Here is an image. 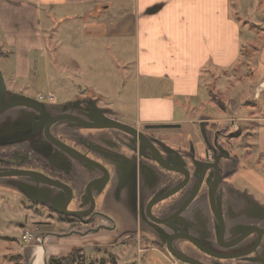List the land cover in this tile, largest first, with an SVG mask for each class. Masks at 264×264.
<instances>
[{
    "label": "crops",
    "instance_id": "crops-1",
    "mask_svg": "<svg viewBox=\"0 0 264 264\" xmlns=\"http://www.w3.org/2000/svg\"><path fill=\"white\" fill-rule=\"evenodd\" d=\"M112 8L113 15L102 14L104 10ZM229 9V0H0V48L2 56H7V51L10 53L11 49L15 51L16 78H19L22 76L18 73L19 58L29 57L33 50H44L49 45L44 41L43 19L51 26L50 35H53L54 30L55 35H58L57 27L61 22L79 21L86 26L84 28L106 38L133 39L135 125L151 129L169 125L171 127L165 130L177 131L179 136L184 135L181 127L187 125L193 129L192 136L187 134V139L190 136L196 139L194 144L199 155L203 156V140L196 132V126L201 122L206 131L210 130L211 123L220 126L229 121L236 126L264 121V118L252 115V112L246 113L251 107L248 106V100L244 102L247 108L243 112L238 100L233 99V109L221 116L209 114L203 106L207 100H218L221 113H225L221 98L211 88L215 86L217 90H222L227 78L232 75L237 78L241 67L239 58L243 59V53L249 52L246 43L240 38L239 16L231 17ZM82 98L94 99L92 96ZM241 127L240 136L229 141L233 152H241L238 153L242 156L239 167L244 161L243 157L246 160L252 157V147L259 146V152L264 153V143L260 139L262 133L259 134L262 131L251 130L256 133L251 134L248 127ZM249 137L253 140L247 142ZM242 153L247 154L244 156ZM48 217L49 224L58 220L52 219V215ZM59 222L64 223L61 220ZM131 239L135 243L137 260L130 264L183 262L170 260L167 252L146 236L135 235ZM128 240L116 243L123 246L121 251L126 250L128 245L124 243ZM15 241L24 248L23 264H46L45 236L40 241L36 239L28 244L18 238ZM100 242L95 245L98 250L113 246L108 245L109 241ZM86 245L78 241L69 245L48 243L47 246L52 248V257L57 254V246L83 251ZM139 254L143 257L139 258ZM154 254H158L160 260ZM82 264H121V261L119 263V257L115 255L110 256L109 260L101 257L91 260L85 258Z\"/></svg>",
    "mask_w": 264,
    "mask_h": 264
},
{
    "label": "flooded vegetation",
    "instance_id": "flooded-vegetation-1",
    "mask_svg": "<svg viewBox=\"0 0 264 264\" xmlns=\"http://www.w3.org/2000/svg\"><path fill=\"white\" fill-rule=\"evenodd\" d=\"M31 98L35 99L36 111L28 107L15 109L24 113L22 114L24 122L21 126L13 127L14 123L11 125L12 122H8L6 125L1 123L0 125V168L11 169L12 171H15V169L37 171L70 185L73 190V196L67 208L76 212L88 211L87 209L90 208V205H88L86 199L87 188L96 189L101 183L99 180H104L106 177V185L95 198V205L91 213H101L109 217L110 221L108 218L98 216V214L94 218L92 217V221L88 223H84V221L89 220L90 215L84 216L81 214V218L62 215L67 217V219L69 218V220L61 221L69 226L70 231L75 233L83 232L93 229L104 221V224L100 225L113 227L112 231H115L112 235L113 238L110 240L112 241L123 230L135 227L138 229L140 225H145L146 227V221L144 223L142 219H139V212H141V215L143 214L142 216H146L147 208L150 206L153 214L162 207V209L168 210L170 205L175 210L181 209L187 204L193 194V192H190L183 196L191 184L188 181L189 174L195 173V181H198L202 167L206 168L207 166L201 165L198 161L211 164L215 162V158L218 159L216 165L219 168V173L215 176L216 173L213 169L216 168L214 164H211L210 175L212 177L209 180L211 187L214 182L218 185L217 193L212 196L213 208L216 209L214 200L216 197L221 205L223 217H226L224 221L226 224L232 218H235V224L241 222L245 231H251L257 226H264V208L260 215L255 213L258 207L248 197V195H251L249 188L239 187L238 181H240V178H236L237 176L239 177L237 173H239V161L242 160V156L233 152L229 141L240 136L242 130L240 124L232 128L227 125L216 126V124L211 123L209 127L212 132L208 134L201 126L205 140L212 146V150L207 148L204 141H202L204 155L200 156L192 140H188L187 144L177 145L174 140L171 141L172 136L165 133L163 129H151L125 123L135 128V130L125 133L117 129L85 128L73 132L68 129L71 124L80 126L85 123L88 125L92 123L88 120L79 121L77 117L83 115L82 112L85 110L83 107L92 113L93 104L85 101L78 108L71 106L52 113L49 106L62 103L46 101L43 97ZM80 98L74 100H79ZM95 104L99 108H106L99 106L97 102ZM30 116L31 118H29ZM108 117H113V119L119 121L113 113L108 115ZM198 127L200 128V126ZM198 136L203 140L200 131ZM59 141L70 145L105 167H109V175L97 168L91 172L87 171V169L77 164L74 177H68L62 172H55L49 168L46 162L49 159L53 161L54 157H59L58 155L63 152L59 148L60 146L57 145L63 146ZM1 144L4 146H1ZM48 150H51V157H49ZM178 154L185 159L186 167L179 163ZM242 154L245 156L247 153ZM243 159L246 161L244 157ZM170 169L180 170L181 173L169 171ZM240 173L243 174V171ZM218 178H221V181ZM244 178H246V174ZM185 181H187L185 185L188 187L186 186L181 192L169 195ZM194 184L197 185V182ZM41 188L44 189L45 187ZM202 189L201 201H204L207 197V191L205 188ZM39 191L43 190L40 189ZM180 197V203L175 206V200ZM29 201L37 207L40 206L42 210H47L48 213H54L52 212L53 210L45 205ZM204 203H200L198 207L204 206ZM198 207L195 210L196 217L203 214L200 209L198 210ZM54 214L57 217L60 215ZM135 216H137V224H135ZM196 217L195 222L197 221ZM132 236L135 235H122L114 244L126 239L130 240ZM138 236L145 237L142 234H138ZM257 238L258 235L256 233L250 239L252 243L249 242L241 249L232 250V248H227L224 251L226 253H236L252 249L251 247L257 242ZM262 243H264V237L260 238V244ZM181 244L185 245L188 255L200 263L213 264L216 261L203 250L195 248L187 242ZM216 245L214 244L213 250L222 251ZM255 249L256 252L259 251V246ZM256 252H251L246 257L255 255ZM225 261L229 262V264H240L242 262L238 258Z\"/></svg>",
    "mask_w": 264,
    "mask_h": 264
},
{
    "label": "rangeland",
    "instance_id": "rangeland-1",
    "mask_svg": "<svg viewBox=\"0 0 264 264\" xmlns=\"http://www.w3.org/2000/svg\"><path fill=\"white\" fill-rule=\"evenodd\" d=\"M229 1L231 2L230 16L235 18L239 16L240 38L246 43V49L249 52L245 55L243 53V59L239 58L238 64L241 67L237 78L233 75L227 78L222 90H217L218 87L215 86L211 88L214 94L221 98L225 113H221L222 109L218 100H207L203 106L209 114L221 116L233 109V99L238 100L243 112L247 108L244 102L248 100V106L251 105V107L246 110V113L252 112V115L264 118V0ZM113 12L112 8L104 10L102 14L108 16L113 15ZM42 22L45 30L44 41L49 45H46L44 50H33L29 57L19 58L18 73L22 76L16 78L15 51L11 49L10 53L7 51V56H0V71L6 87L14 93L35 98L43 97L44 100L55 103L92 96L94 99H99L96 101L99 106L113 110L119 121L135 124L136 79L133 39L106 38L105 35H98V32L84 28L86 26L79 21L61 22L57 27L58 35H55V30L53 35H50L51 26L44 19ZM251 89L252 93H250ZM223 124L235 127L229 121ZM240 126L248 127L251 134H256L252 131H262L259 134L262 133L260 139L264 143V121L240 123ZM163 130L172 135L171 141L174 140L176 144H187L191 139L193 143L194 141L196 143V139L191 138L193 129L187 125L181 127V133L184 134H181L182 136L174 130L168 131L165 128ZM196 132L199 133L198 126H196ZM187 134L191 135L189 139ZM252 137L257 138L255 135ZM250 139L253 140L249 137L247 142ZM251 150L252 157L241 163L237 173L239 177L236 178H240L239 187L249 188L251 196L264 205V153L259 152V146H254ZM238 153L241 154V152ZM242 171L243 174L240 173ZM245 174L246 178H244ZM48 215L58 220H53V223L49 224ZM100 224H104V221ZM30 227L39 228V237L45 236L47 245L48 243L69 245L83 241L87 245L83 247L82 254L88 260L93 257L109 260L110 256L115 255L119 257L121 264L122 262L130 264L137 260L133 239L124 243L128 245L124 251H121L123 246L120 244L98 250L95 245L101 243L100 241H110L115 231L100 229L98 232H89L80 236L70 231L67 224L60 223L56 214L48 213L47 210L35 206L16 191L0 186V264H23L24 248L15 241V238L23 242L21 240L23 230ZM47 245L44 246L45 256L49 258L52 248ZM57 247L56 256L58 257H64L72 250L71 247L68 249L62 246ZM154 255L160 260L158 254ZM142 257L143 255L139 254V258ZM180 264L185 263L180 262Z\"/></svg>",
    "mask_w": 264,
    "mask_h": 264
},
{
    "label": "water",
    "instance_id": "water-1",
    "mask_svg": "<svg viewBox=\"0 0 264 264\" xmlns=\"http://www.w3.org/2000/svg\"><path fill=\"white\" fill-rule=\"evenodd\" d=\"M90 102L94 105L92 113L87 108L83 107V115H80L79 121L88 120L92 123L90 125L83 124L80 126H75L74 124L69 125L68 129L73 132H77L80 129H117L123 131L125 133H130L132 130H135L132 126L119 122L113 117H108V115L113 112L109 108H99L95 104V99L91 98H80L79 100H71L62 104H58L55 106H49L50 112H58L61 109H65L67 107L75 106L78 108L81 106V103ZM35 99L20 93H14L10 91L3 80L2 73L0 71V125L1 123L12 122L14 123L13 127L21 126L24 122L22 118V111L15 110L18 107H28L36 111V106L34 105ZM88 111V113H87ZM30 115V114H29ZM31 118V116L29 117ZM202 123V122H201ZM199 124L200 134L207 148L212 150V146L208 144L205 140V136L203 130L201 129L202 124ZM10 126V125H9ZM207 133H210V130H206ZM70 139V138H69ZM72 140V139H71ZM63 146L59 148L63 151L59 157H54L53 161L50 159L46 162L49 168L54 170L55 172H62L64 175L68 177L75 176V166L80 165L81 167L87 169V171L95 170V168L105 172L107 175L110 173V168L105 167L103 164L87 157L85 154L77 151L70 145L59 141ZM1 146H4L1 144ZM51 150H48L49 157H51ZM180 159L179 163L186 167V162L183 156L178 154ZM218 159L215 158V162L211 163L215 165L216 169H213L216 173L215 176L219 173V168L216 165ZM193 163V161H191ZM201 165H207L206 168L203 166L201 169V174L198 176V181H195V173L189 174L188 181L191 183L189 187L186 184L187 181L183 182L178 188L172 191L169 195L176 194L181 192L182 189H185L186 186L188 190L183 196H186L188 193L193 192L190 196V200L183 206L181 209L175 210L172 205L168 207V210L159 208L155 214L151 211V206L147 208L146 216H142L141 212H139V219H142L147 226L145 227L140 225L133 229L123 230L119 233L114 240L110 241L108 245L114 244L119 237L122 235H138L142 234L148 237L152 243L162 247L166 252H168L174 259L183 261L188 264H203L199 261L195 260L191 256L188 255L187 249L185 245L181 243H189L193 245L195 248L203 250L207 253L211 258H214L216 261L213 264H229L225 260L237 259L242 261L240 264H264V243L260 244V238L264 237V226L255 227V229L251 231H245L243 224L241 222H237L235 224V218H232L228 224H226L225 219L223 217L221 211V205L218 202V198H214L216 209L213 208L212 204V196H215L218 190V185L214 182L211 185L209 184V180L211 179V164L205 163L202 161H198ZM179 164V165H180ZM174 171L176 173H181L180 170H169ZM218 177V176H217ZM221 181V178H218ZM106 177L104 180L100 179V185L92 190L87 188V203L90 205L88 211H73L67 208L69 202L73 196L72 187L58 179H53L50 176L42 174L37 171H28L23 169H15L12 171L11 169L0 168V186L8 189H12L23 197L38 202L42 205L53 210L55 213L65 216H73L76 218H81V214L84 216L90 215V219L84 221V223H88L92 221V219L98 214L100 217L110 218L101 214V213H91L94 205L95 198L102 192L105 183ZM197 182V185L194 183ZM193 184V186H192ZM45 187L42 189L41 187ZM202 188L206 189V195L204 201H201V192ZM43 191H39V190ZM39 191V192H38ZM210 194V196H209ZM248 197L255 203L254 205L258 207L255 213L260 215L263 212L264 205L260 204L257 200H255L251 195ZM210 198V200H209ZM179 200V201H178ZM175 200V206H177L181 197ZM205 202V203H204ZM200 203H204V206L201 205L198 207ZM198 207L203 214L199 217L195 216V210ZM175 210V211H174ZM193 214V215H192ZM138 216V215H137ZM137 216H135L137 224ZM93 217V218H92ZM141 217V218H140ZM196 217V222L194 221ZM146 219V220H144ZM141 224V223H140ZM228 225V227H227ZM227 227V228H226ZM113 227H107L103 225H98L93 229H88L83 232H77L78 235H85L89 232L95 233L100 229L103 230H112ZM257 233L258 238L257 242H255L252 249H248L246 251H238L236 253H226L224 249L232 248L235 250L236 248H242L246 244H248L252 236ZM252 243V242H251ZM214 244H217L222 251L213 250ZM260 244V245H259ZM187 245V244H186ZM259 246V251L256 252V247ZM208 248V249H206ZM255 250V251H254ZM251 252H256L255 255L250 257H246L247 254ZM243 257V258H242ZM224 260V261H221Z\"/></svg>",
    "mask_w": 264,
    "mask_h": 264
},
{
    "label": "trees",
    "instance_id": "trees-1",
    "mask_svg": "<svg viewBox=\"0 0 264 264\" xmlns=\"http://www.w3.org/2000/svg\"><path fill=\"white\" fill-rule=\"evenodd\" d=\"M0 56H2V52H0ZM161 127L168 128L171 126L162 125ZM58 217H59V220H69V218L67 219V217L62 216V215H58ZM84 260H85V256L82 254L81 249H72L64 257L52 256V257L47 258L46 264H82Z\"/></svg>",
    "mask_w": 264,
    "mask_h": 264
},
{
    "label": "built area",
    "instance_id": "built-area-1",
    "mask_svg": "<svg viewBox=\"0 0 264 264\" xmlns=\"http://www.w3.org/2000/svg\"><path fill=\"white\" fill-rule=\"evenodd\" d=\"M39 228L38 227H33V228H25L23 230V233L21 235V240L28 244L30 241H32L33 239H37L38 241L41 240V238L39 237ZM167 257L172 260V261H176L168 252H167Z\"/></svg>",
    "mask_w": 264,
    "mask_h": 264
}]
</instances>
